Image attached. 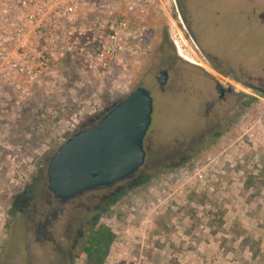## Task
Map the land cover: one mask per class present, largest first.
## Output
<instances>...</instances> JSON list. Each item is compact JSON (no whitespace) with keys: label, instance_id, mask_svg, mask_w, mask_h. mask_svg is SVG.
<instances>
[{"label":"rangeland","instance_id":"374dc122","mask_svg":"<svg viewBox=\"0 0 264 264\" xmlns=\"http://www.w3.org/2000/svg\"><path fill=\"white\" fill-rule=\"evenodd\" d=\"M204 26L230 56L204 52ZM138 87L145 165L43 243L51 157ZM263 132L264 0L0 5V264H85L93 223L116 234L105 264H264Z\"/></svg>","mask_w":264,"mask_h":264},{"label":"water","instance_id":"95a60500","mask_svg":"<svg viewBox=\"0 0 264 264\" xmlns=\"http://www.w3.org/2000/svg\"><path fill=\"white\" fill-rule=\"evenodd\" d=\"M167 81L163 70L158 82ZM153 111L151 93L138 87L95 125L71 135L49 161L48 190L69 199L133 177L146 163Z\"/></svg>","mask_w":264,"mask_h":264},{"label":"flooded vegetation","instance_id":"af4514ba","mask_svg":"<svg viewBox=\"0 0 264 264\" xmlns=\"http://www.w3.org/2000/svg\"><path fill=\"white\" fill-rule=\"evenodd\" d=\"M218 89L220 92V99L222 100L225 98L227 91L219 87V85H218ZM253 89H259V88L253 87ZM228 90L231 91L232 88L229 87ZM125 180H122V181H125ZM122 181H119V182H122ZM112 186L96 188L94 190L85 192L82 195L76 196L74 198H69V199H57L49 191V195L51 196L50 203H49L50 209L48 210L46 214H44L42 220L39 223H37V227H36L37 228L36 232H37V236L39 237V239L43 243L50 242L52 240L53 244H55L56 242L54 238L52 239V237H54V234L57 233L58 228L60 226L59 218L64 214H69L71 212L70 210L78 209L81 206H83L84 201L82 200V198L89 192L98 191L102 189H109ZM56 250L60 254L61 253L65 254V251L62 248V246L58 244H57Z\"/></svg>","mask_w":264,"mask_h":264},{"label":"trees","instance_id":"16d2710c","mask_svg":"<svg viewBox=\"0 0 264 264\" xmlns=\"http://www.w3.org/2000/svg\"><path fill=\"white\" fill-rule=\"evenodd\" d=\"M182 16L191 31V25L187 21V16L183 10ZM202 44L204 50V41ZM217 136L219 137L221 134L218 133ZM115 240L116 234L109 226L105 223H93L87 228L84 236L83 253L85 255V264H105Z\"/></svg>","mask_w":264,"mask_h":264},{"label":"crops","instance_id":"0c3cea01","mask_svg":"<svg viewBox=\"0 0 264 264\" xmlns=\"http://www.w3.org/2000/svg\"><path fill=\"white\" fill-rule=\"evenodd\" d=\"M203 41H204V52L206 54H213L217 55L219 57L223 56H230V50H224L221 48V45L218 47L217 44L212 39V32L210 31V28H207V26H204L203 31ZM228 61V60H227Z\"/></svg>","mask_w":264,"mask_h":264},{"label":"built area","instance_id":"2783aa9c","mask_svg":"<svg viewBox=\"0 0 264 264\" xmlns=\"http://www.w3.org/2000/svg\"><path fill=\"white\" fill-rule=\"evenodd\" d=\"M15 0H0V5L2 7L8 6L9 4L11 5L12 2H14ZM19 5H23V7H29L31 6V3L34 2L35 0H17ZM71 10H73V8H71ZM6 12V11H5ZM30 17H34V11L29 12ZM263 136H264V132H263Z\"/></svg>","mask_w":264,"mask_h":264}]
</instances>
